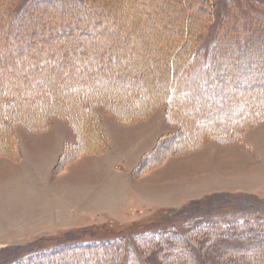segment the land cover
Listing matches in <instances>:
<instances>
[{"label":"trees","instance_id":"16d2710c","mask_svg":"<svg viewBox=\"0 0 264 264\" xmlns=\"http://www.w3.org/2000/svg\"><path fill=\"white\" fill-rule=\"evenodd\" d=\"M171 1L172 6L176 4L181 9L179 16L184 36H188L190 26L193 27L194 43L188 55L181 58L176 53L178 60L175 64L176 56H172V66L162 63L160 70L166 87L161 94L154 87L150 71L144 69V65L133 72L126 67L116 68L113 84L120 92L91 86V90L68 95L69 102L64 108L61 101L56 100L54 90L44 84L46 81L55 83V77H29L25 85L19 87L20 90H13L12 84L18 81L9 75L6 84L11 85V91L0 89V142L5 143L0 147V156L14 161L21 158V142L15 131L17 126L41 132L49 127L52 120L65 119L77 141L64 146L55 167V172L59 173L76 158L101 154L109 147L110 138L99 108H105L122 123H132L149 117L159 107L167 106L166 121L178 125L179 132L169 138L162 136L158 139L154 149L142 158L135 169L134 173L142 174L157 166L163 153L169 149L175 154H182L198 149L202 141L213 137L236 143L241 140L246 128L264 123V54L259 53L264 49L262 15L246 6L238 7L234 0H230L221 11H216V5L211 0ZM7 3L3 11L7 21L0 28L8 31L7 34L0 33L2 81L3 71L17 74L25 64L31 67V72H36L37 61L33 59L36 60L35 52L41 47L37 48L35 40L30 39L35 34L41 38L44 30L46 33L52 29L63 33L67 29L68 35L83 34L81 40L84 43L78 51L79 56L89 59V55H94V51L90 50L93 46L97 47L99 56H111V47L99 51L98 42L109 36L105 30L95 31L91 23L96 25L99 21L94 19L90 23L83 11L76 14L80 8L82 10L83 4H88L87 1L7 0ZM256 3L260 6V2ZM44 9H57L62 17L76 14L78 18L73 22L69 19H60L59 22L46 20L38 31L36 23L27 27L24 25L26 18L35 19L37 12ZM194 11H201L199 17L194 16ZM180 12L176 11L177 14ZM213 23L218 33L205 57L201 53L202 36ZM28 41L31 43H26ZM117 45L123 47L125 42ZM188 45V41L184 42L182 49ZM66 51L65 47L50 50L44 57L46 62L42 63L43 66L52 72L57 62L64 61ZM15 56H22L23 63L18 66L9 63L5 69L1 66L5 59L8 61ZM100 59L87 66L74 62L69 69L86 71L83 76H87V71L94 70L96 64L102 66ZM113 60L118 62V56ZM102 79L110 81L108 77ZM241 92L247 95L244 99L240 96ZM28 103L33 104L38 116L26 115L23 105ZM90 129H94L95 133ZM167 143L170 148L164 146ZM252 203L249 206H233L235 212L225 218L197 219L192 207L181 218L165 211L147 223H134L124 235L106 242L87 243L67 236L52 240L41 238L26 246L0 249V264H264V202Z\"/></svg>","mask_w":264,"mask_h":264},{"label":"rangeland","instance_id":"374dc122","mask_svg":"<svg viewBox=\"0 0 264 264\" xmlns=\"http://www.w3.org/2000/svg\"><path fill=\"white\" fill-rule=\"evenodd\" d=\"M85 1L88 4H83L82 10L80 8L76 14L83 11L90 23L94 19L99 21L96 25L91 23L95 27V31L105 30V33L109 35L98 42L99 51L111 47V56L109 58L99 56L100 52L95 46L90 49L92 52L94 51V55H89V59L79 56L78 51L84 43L81 40L84 37L83 34L79 33V36L76 33L68 35L67 29H64L63 33L56 32L53 29L46 33L47 31L44 30L45 34L41 38L38 34H35L30 39V41L35 40L37 48L41 47L35 52L37 54V57L34 56L36 60L33 59L37 61L36 72H31V67L26 64L17 74L3 71V81L0 76L1 90L11 91V85L6 84L9 81L7 80L9 75L18 81L12 84L14 86L13 90H20L29 77L30 79H40L47 75L55 77V83L46 81L44 84L54 90L56 100L61 101L64 108L66 103L69 102L70 96L68 95L74 94V92L75 94L76 92H82V90H91V86L114 93L120 92L113 84L115 78L113 75L116 68L126 67L129 72H133L144 65V69L148 68L150 71L149 77L157 92L159 94L163 92L166 83L160 70L162 63L172 66L171 58L176 56L174 59L175 64L178 60L176 53H179L181 58L188 55L194 43L193 27L190 26L188 36H184V26L182 27V21L180 22L181 9L179 10L178 5L172 6L171 0ZM229 1L211 0L216 5V11L223 10L227 3L229 4ZM234 2L238 7L240 5L241 8L246 6L249 9H254L255 12L262 15L264 20V0H234ZM256 2H260L262 7L258 6ZM7 4V0H0V28L7 21V16H3ZM176 11L180 13L177 14ZM199 13L201 14V11ZM199 13L194 11V16L199 17ZM76 14H68L65 18L61 16V12L57 9H44L37 12V16H34L35 19L32 17L26 18L24 25L27 27L31 23H36L35 29L38 31L41 30L46 20L59 22L60 19H69L70 22H73L78 18ZM77 30L80 32L79 29ZM2 31L4 34L8 32L0 29V33ZM217 33V26L214 23L206 28L201 42L203 56H208L210 48L215 43ZM186 41L189 45L182 49V44ZM120 42H125V45L123 47L118 46L117 44ZM248 42L250 44V41ZM175 44L176 47H174ZM60 47H65L67 50L63 57L64 61L62 63L57 62L53 71L49 72L42 64L46 62L44 57L48 55L50 50H56ZM259 53L263 55L264 49H261ZM115 56H118V62H114L113 58ZM99 57L102 66L100 67L95 63L94 70L89 69L87 76H83L86 71H78V68L69 69V66L74 62L87 66L92 61L98 60ZM30 58L32 59V57ZM20 62L23 63L22 56H15L10 60L8 59V61L5 59L1 66L5 69L9 63L18 66ZM87 77L91 80H86ZM102 77H108L110 81H104ZM82 83H84L83 89ZM3 93L4 91H2ZM240 96L244 99L247 95L241 92ZM23 106L26 115L38 116L36 109H33V104L28 103V105ZM241 106L243 107V103ZM41 108L44 112L45 105ZM166 108L167 106L159 107L149 117L138 119L132 123H122L105 108H99L98 112L101 116L115 117L123 126L135 125L140 121L151 118L154 114H156L155 119L158 120L164 114L163 121L166 129L160 137L169 138V136L177 134L180 127L166 121ZM102 123L104 125L103 117ZM153 125L157 126V123L155 124V121H153ZM20 128L19 126L15 128L16 134L17 129ZM90 130H92V133L94 132V129ZM62 136L66 138V134ZM202 142L198 149L182 154H175L170 149L167 150V153H163L164 156L157 166L142 174L134 172L140 164L137 161L140 159V154L146 150V146H132L125 155H119L120 153L117 151L113 154H110V152L107 162L104 163L105 165L95 166L94 163L87 165V174L91 173L93 178L96 173L99 178L97 200L94 195L95 187L92 188L94 182L82 189L79 186H72L67 196L64 193V186L70 181H68V177L75 174L78 177L79 173L84 172V169L80 166L82 159L88 158H81L83 156L76 158L69 164L75 161L78 162L71 165L67 173L56 177L52 170L57 162L60 149L52 148L47 154L41 155L36 163H33L31 156L26 153L25 158L19 164V169L24 175L23 179L18 180V182L11 181L6 187H0V242H5L0 244V249L26 246L41 238L52 240L63 236L73 237L72 239L75 241L87 243L106 242L124 235L127 228L134 223H147L157 214L165 211L172 212V214L181 218L182 214H188L186 213L187 210L192 207L191 209H193L197 219H210L214 216L225 218L229 216V213L235 212L236 208L234 207L244 206L245 204L249 206L256 201L264 202V123L246 128L241 140L236 143H228L225 139L222 140L218 137L208 138ZM1 145H5L4 141L0 142V147H2ZM164 146L170 148L169 143L164 144ZM206 147H208L209 152L202 156V149ZM242 152L245 153L244 157L239 155ZM148 153H145L143 157ZM194 154L195 157H193ZM89 155L94 154L84 156ZM238 155L239 160L242 162L237 159ZM120 156L123 160L121 163L122 179H118L111 168L113 158L121 160ZM80 158L81 160H78ZM202 163L204 165H201L199 171L197 164ZM133 167H135L134 171L130 172ZM174 168H178V173L175 172L176 174H174ZM169 171L175 177L163 183V185H167L168 190L165 194L140 196V186H152L151 181L157 179V176H169ZM217 175L221 177L220 179H224V177L227 179L218 182ZM134 179L138 181L135 182ZM143 179L146 180L142 181ZM222 181H225L224 184L227 185L221 184ZM118 182H121V186ZM144 182L145 184H143ZM95 202V207L99 209L98 213L85 216L82 211L84 205L85 208L90 209L91 204ZM147 203L153 205L141 209Z\"/></svg>","mask_w":264,"mask_h":264},{"label":"crops","instance_id":"0c3cea01","mask_svg":"<svg viewBox=\"0 0 264 264\" xmlns=\"http://www.w3.org/2000/svg\"><path fill=\"white\" fill-rule=\"evenodd\" d=\"M155 116L156 114H154V116H152L151 118L145 121H140L132 126H123L122 124L118 122V120L115 117L102 115L103 122H104V128L110 138L109 147L104 153L81 157V158H88V159H82V163L80 167L84 169V172L79 173L78 177H76V174L75 175L73 174L74 176L72 177H68V181L69 180L70 181L67 183V185L64 186L65 195L66 196L69 195L68 191H70L72 186L73 187L79 186L80 189H82L84 187L89 186L90 183L94 182V186L92 184V188L95 187L94 195H95V199L97 200V197H98L97 186L99 185V178L96 173H95V176H93V178L91 176V173L87 174V169H88L87 165H90L93 163L95 166L105 165L104 163L107 162L108 156H109L108 154L110 152H111L110 154H113V152L117 151L120 153L119 155H125L129 152L132 146H136V145L146 146V150L142 154H140V159L137 161L139 163L143 155L145 153L150 152L156 146L158 139L165 132L166 125L164 124V121H163L164 114L158 120L155 119ZM153 121H155V124L157 123V126L153 125ZM17 134L20 137L22 155L18 161H14L7 157H0V187L2 186L6 187L11 181L18 182V180L23 179L24 175L22 171L19 169V164L25 158L26 153H28L31 156L32 162L36 163L41 155L47 154L49 151H51L52 148L60 149L57 162L52 170V173L56 177L67 173L68 170L71 168V165L78 162V161H75L71 164H68L64 168V170L59 173L55 172V167L60 159V156L63 153L64 146L67 143H76L77 141L75 133L73 132L68 121L65 119L52 120L49 127L46 130L41 131V132H31L21 127L20 129H17ZM63 134H66V138H63L62 136ZM207 148L208 147L202 149V152H203L202 156H205L207 152H209L208 151L209 149ZM244 154L245 153L243 152L239 153V155H242V156ZM239 155L237 157L238 160H239ZM120 157H121L120 158L121 160H118L117 158L114 157L111 162L112 171H114L116 176H118V179H122L121 173L123 172V170L121 169V163L123 162V160H122V156ZM193 157H195V154ZM81 158L78 160H81ZM239 162H242V161L239 160ZM197 165H198L197 169L200 171L201 165L203 166L204 164L202 163V164H197ZM135 167H133L130 170V172L131 171L133 172ZM211 168L213 169V167ZM177 169L178 168H174V174L178 173ZM172 177H175V176L172 174V172H170L169 176H164V175L157 176V179H154L153 181H151V183L153 184L152 186L150 185H147V186L143 185V187L140 186V193H141L140 196L143 197L144 195L147 196L150 194L157 196L159 194L160 195L165 194L167 190L166 188L167 185H163V183L167 182ZM220 178L221 177L218 176V182H220L219 180L223 179V178L222 179ZM225 179L227 178L224 177L223 180ZM134 180L135 182L138 181L136 179ZM144 180L146 179H143L142 181ZM121 182L123 181L121 180ZM121 182H118L119 186H121L120 184ZM222 182L221 184H224L225 181H222ZM143 184H145V182ZM224 185H227V184H224ZM95 205H96V202L94 204H91L90 209L85 208V205H84V208L82 210L83 214H85V216H90L92 214L98 213L99 209H97ZM151 205L153 204L147 203V205L145 206L143 205L141 209L148 208V206H151ZM3 243L5 242H0V244H3Z\"/></svg>","mask_w":264,"mask_h":264},{"label":"bare ground","instance_id":"6f19581e","mask_svg":"<svg viewBox=\"0 0 264 264\" xmlns=\"http://www.w3.org/2000/svg\"><path fill=\"white\" fill-rule=\"evenodd\" d=\"M86 142V141H85ZM90 148V147H89Z\"/></svg>","mask_w":264,"mask_h":264}]
</instances>
